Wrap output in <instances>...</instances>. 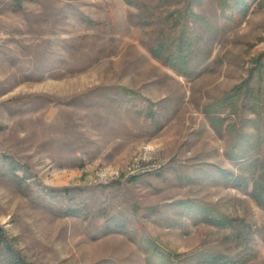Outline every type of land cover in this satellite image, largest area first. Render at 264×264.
Instances as JSON below:
<instances>
[{"label":"rangeland","instance_id":"1","mask_svg":"<svg viewBox=\"0 0 264 264\" xmlns=\"http://www.w3.org/2000/svg\"><path fill=\"white\" fill-rule=\"evenodd\" d=\"M132 1L0 0V264H264V0Z\"/></svg>","mask_w":264,"mask_h":264},{"label":"trees","instance_id":"2","mask_svg":"<svg viewBox=\"0 0 264 264\" xmlns=\"http://www.w3.org/2000/svg\"><path fill=\"white\" fill-rule=\"evenodd\" d=\"M129 4L135 5L140 12H145V8H147L146 4H143L139 1H132V0H126ZM225 0L223 3L225 4ZM236 7L233 5V8ZM143 18V17H142ZM152 21H147L146 19L141 21V25L145 26L147 24L151 25ZM181 43H179L178 49H170L164 42H160L157 44V46H154L150 49L151 53L160 59L165 60L166 63L174 67L177 71L184 75H188L193 73L191 67H190V60H191V53L190 51H185L184 49L180 48ZM150 106H153V103L150 104ZM150 117H152L155 121L157 120V115L154 111H150ZM213 119V117H212ZM215 125V124H214ZM251 195L255 202L264 209V161L262 163L261 168L259 169L257 177L254 179L253 182V188L251 191ZM204 220L208 221V223H211L213 225L217 226H235V221L233 219H229L226 216H213V215H207L204 216ZM130 226H134L133 222L129 223ZM244 244L249 248L251 245L249 233L246 234L244 238ZM153 254H157L158 248L155 246L154 249L151 251ZM245 257V255L243 256ZM244 259H238V260H231L230 258H223L219 255H212L209 258V262L211 264H242L244 262Z\"/></svg>","mask_w":264,"mask_h":264}]
</instances>
